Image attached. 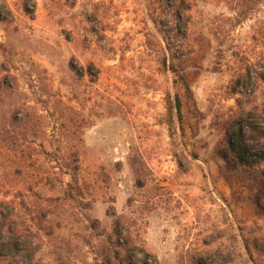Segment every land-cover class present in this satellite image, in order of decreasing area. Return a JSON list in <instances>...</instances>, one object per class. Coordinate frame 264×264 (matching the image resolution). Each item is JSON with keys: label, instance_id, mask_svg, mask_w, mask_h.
Returning a JSON list of instances; mask_svg holds the SVG:
<instances>
[{"label": "rangeland", "instance_id": "374dc122", "mask_svg": "<svg viewBox=\"0 0 264 264\" xmlns=\"http://www.w3.org/2000/svg\"><path fill=\"white\" fill-rule=\"evenodd\" d=\"M0 264H264V0H0Z\"/></svg>", "mask_w": 264, "mask_h": 264}, {"label": "trees", "instance_id": "16d2710c", "mask_svg": "<svg viewBox=\"0 0 264 264\" xmlns=\"http://www.w3.org/2000/svg\"><path fill=\"white\" fill-rule=\"evenodd\" d=\"M185 88L186 89H190L188 83L185 84ZM173 110L175 111V114L177 117L182 118V101L180 98L177 99V102L175 103V105L172 107ZM237 136H240V132L237 131ZM240 141L239 138L237 137V142ZM238 144V143H237ZM232 149H236V145L232 144ZM12 233V232H11ZM34 252V251H33Z\"/></svg>", "mask_w": 264, "mask_h": 264}]
</instances>
